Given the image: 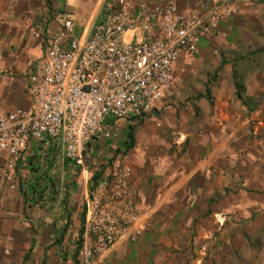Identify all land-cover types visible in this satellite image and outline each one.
I'll use <instances>...</instances> for the list:
<instances>
[{
    "label": "crops",
    "instance_id": "0c3cea01",
    "mask_svg": "<svg viewBox=\"0 0 264 264\" xmlns=\"http://www.w3.org/2000/svg\"><path fill=\"white\" fill-rule=\"evenodd\" d=\"M132 1L154 6L159 0ZM217 1L177 0V4L180 12L187 13L197 4ZM103 2L0 0V110L15 108L5 99L17 88L10 81L12 75L21 76L25 95L24 73L43 54L42 29L63 31L61 16L53 12L80 16L75 36L86 38L100 18ZM255 2L227 21L225 38L201 42L197 73L183 72L189 56L180 55L174 69L177 83L156 108L159 111L138 123H121L122 128L115 131L113 140L120 148L134 127V146L121 164L129 171L139 221L98 262L158 264L159 247L167 249L173 241L184 242L192 235L202 242L210 234L207 229L218 225L229 189L239 180L249 184L252 170L247 165L256 163L260 149L264 154V140L249 139L250 122L264 112V72L249 70V58L264 50V26L252 12ZM134 36L127 34L130 39ZM254 68L259 69L255 62ZM6 81L9 84L3 87ZM188 95L194 96V104L179 110ZM64 175L57 176L64 180ZM88 186L81 172L65 188L68 205L50 211L46 206L28 208L19 191L10 192L0 184V264H72L75 244L65 242L64 229L70 225L82 233ZM137 227L142 235L131 243L129 236Z\"/></svg>",
    "mask_w": 264,
    "mask_h": 264
},
{
    "label": "built area",
    "instance_id": "2783aa9c",
    "mask_svg": "<svg viewBox=\"0 0 264 264\" xmlns=\"http://www.w3.org/2000/svg\"><path fill=\"white\" fill-rule=\"evenodd\" d=\"M252 5L253 0H218L182 13L177 0H159L154 6L104 0L100 18L86 38L75 36L80 16L53 12L61 16L63 31H41L40 63L24 76L28 106L0 110V184L19 191L32 205H44L50 201L49 191L39 197L33 186L45 189L52 179L62 191L78 172L87 176L79 264H107L98 257L139 221L129 171L121 164L125 154L113 140L115 131L121 123L143 119L158 107L173 84L182 53L198 54L205 38H225L227 21ZM128 33L135 36L130 39ZM101 151L113 160H106L91 186L96 169L91 164L102 158ZM36 156L40 159L32 164ZM60 172L68 174L64 180L57 176ZM141 235L137 227L130 242L136 243Z\"/></svg>",
    "mask_w": 264,
    "mask_h": 264
},
{
    "label": "rangeland",
    "instance_id": "374dc122",
    "mask_svg": "<svg viewBox=\"0 0 264 264\" xmlns=\"http://www.w3.org/2000/svg\"><path fill=\"white\" fill-rule=\"evenodd\" d=\"M258 2L259 4L261 3V6ZM252 12H254L257 19L261 20L264 26V0H256L255 7ZM201 54L202 52L200 51L196 55L189 56L186 60L187 68L184 69L185 71L183 72L186 73L188 70L192 72V74L197 73L199 70L198 59ZM40 60L41 57L38 58L31 67H29L26 73L31 68L39 64ZM249 60L252 62L250 65L251 69L249 70H262L264 72V50L254 53ZM254 62L259 69L254 68ZM205 71H207L206 68ZM180 72L181 71L179 70V73ZM26 73H24V75H26ZM224 75L225 74H222L221 72L220 77L222 78ZM1 76L2 73L0 72V77ZM11 77L14 79H11L10 81L17 85V88L16 90L9 91L10 94L5 98L7 104L11 106L15 105V107H27L28 102L26 95L21 93V76L12 75ZM177 78L178 73L177 70H175L173 84L166 92V96L170 94L174 85L177 83ZM23 79L24 81L27 80L25 77ZM4 83L3 87H7L9 84L8 81ZM186 97H189L188 100L185 104L179 106V110L182 108L185 109L186 107L194 104V96H192L193 98L190 95ZM155 111L159 110L155 109L149 115L156 113ZM148 116L129 123L133 124L135 122H141ZM249 129L251 131L250 140L255 142H258L257 140H264V112L258 113V117L253 120V122H250ZM259 151L260 156L258 155V157H256V163L252 166L250 164L247 165L248 170H252L248 173V175L252 177L249 184L246 185L242 182V180H239L238 185L235 188L229 189L231 194L227 193L228 196H224L223 212L220 216L218 225L207 229V232L210 233L209 236H206L205 240L200 243H198L192 235L191 239L188 238L187 241L184 242L175 241V243L173 241V244H171L167 249L159 247L157 249V253L160 257L157 258L159 260L158 264H264V154L262 155V149ZM246 152V150H241L242 154ZM99 154L100 153L98 152L97 155L99 156ZM106 154L107 153L105 151H101L100 155L102 158L96 157V160H94L92 164L95 163L96 165H102L105 163L108 158V155ZM39 159L40 157L36 156L34 157V161L31 163H38ZM51 169V173L55 174L56 169ZM64 174V176L68 175L65 172ZM79 174H81V171L78 172V175ZM68 183L69 182L63 185L62 193H59L53 201H48V203L44 205H32L26 201L25 205L28 208L46 206L48 209H51L50 211L54 210L58 205H68L67 197H64L66 193L65 188L69 185ZM64 234L65 242L69 245L71 242H74L75 244L73 252H71V256L73 258L71 262L74 264L76 252L78 253L81 247V230L79 228L75 231L72 226L68 225V228L64 229ZM70 251L71 250L67 252V255ZM167 253H169L168 256H166Z\"/></svg>",
    "mask_w": 264,
    "mask_h": 264
},
{
    "label": "trees",
    "instance_id": "16d2710c",
    "mask_svg": "<svg viewBox=\"0 0 264 264\" xmlns=\"http://www.w3.org/2000/svg\"><path fill=\"white\" fill-rule=\"evenodd\" d=\"M133 133H134V127L131 126L129 128L128 134L126 135V139L124 140L122 146L118 149L119 152L120 151H124V154H125V153H127L128 151H130L133 148V146H134V136H133ZM107 160L111 162L113 159L112 158H108ZM92 167L98 169V171L95 169V170H92V172H91V176H90V185L91 186L97 183L98 179L101 176L102 170L106 166L104 164H102V165H100V164L99 165H96L94 163V164H92ZM36 171H37V169H34L33 170V172H36ZM36 178H37V182L39 183L40 179L38 177H36ZM46 185H47V187L45 189H43V188L40 189V188H37V187L33 186L32 187V192L34 193V195H37V196L41 197V196H45L46 195L45 193H47V191H49L48 196H49V199H50V202H51L57 196L58 185L55 184V181H53L52 179H48L46 181ZM27 198L28 197L25 198L26 201H28ZM83 233H84V230H82L81 235H83ZM80 246H81V244H80ZM77 256H78V253H77V255H76L75 259H74V261H75L74 264H79V261H78V257Z\"/></svg>",
    "mask_w": 264,
    "mask_h": 264
}]
</instances>
